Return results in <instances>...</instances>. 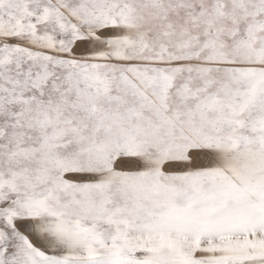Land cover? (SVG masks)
<instances>
[{"label":"snow or ice","instance_id":"6c2138e0","mask_svg":"<svg viewBox=\"0 0 264 264\" xmlns=\"http://www.w3.org/2000/svg\"><path fill=\"white\" fill-rule=\"evenodd\" d=\"M0 264H264V0H0Z\"/></svg>","mask_w":264,"mask_h":264}]
</instances>
